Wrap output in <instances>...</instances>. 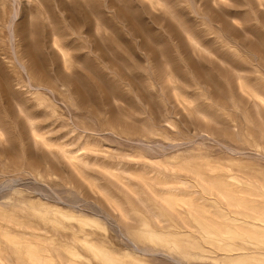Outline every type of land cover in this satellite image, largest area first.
<instances>
[{"label":"rangeland","instance_id":"obj_1","mask_svg":"<svg viewBox=\"0 0 264 264\" xmlns=\"http://www.w3.org/2000/svg\"><path fill=\"white\" fill-rule=\"evenodd\" d=\"M263 232L264 0H0V264H263Z\"/></svg>","mask_w":264,"mask_h":264},{"label":"bare ground","instance_id":"obj_2","mask_svg":"<svg viewBox=\"0 0 264 264\" xmlns=\"http://www.w3.org/2000/svg\"><path fill=\"white\" fill-rule=\"evenodd\" d=\"M32 178H33V177H32ZM169 199H170V198H169ZM169 201H170V200H169ZM173 202H174V201H173ZM252 226H253V225H252ZM246 227H247V226H246ZM249 230H250V229H249ZM263 233H264V232H263ZM249 235H250V234H249ZM262 235H263V234H262ZM247 236H248V235H247ZM253 236H254V235H253ZM258 236H260V235H258ZM241 237H242V236H241ZM243 237H245V236H243ZM251 237H252V236H251ZM260 237H261V236H260ZM263 237H264V236H262V238H263ZM239 238H240V237H239ZM258 239H259V238H258ZM243 240H246V239L244 238ZM239 241L241 242L242 240H239ZM242 242H243V241H242ZM244 242H246V241H244ZM235 243H238V241L235 242ZM235 243H233V244H235ZM251 243H253V242H251ZM260 243H261V242H260ZM239 244H241V243H239ZM245 244H247V243H245ZM247 245H248V244H247ZM263 245H264V243H263ZM235 246H236V244H235ZM237 246L240 247V245H237ZM245 246H246V245H245ZM257 246H259V245H257ZM257 246H256V247H257ZM231 248H232V247H231ZM231 248H230V249H231ZM237 248H238V247H236V249H237ZM241 248H242V245H241ZM243 248H244V247H243ZM247 248H248V246H247ZM250 248L252 249V247H250ZM254 248H255V247H253V249H254ZM149 249H150V248H149ZM226 249H227V248H226ZM244 249H245V248H244ZM251 249H249V250H251ZM239 250H240V249H239ZM254 250H255V249H254ZM256 250H257V249H256ZM256 250H255V251H256ZM224 251H225V249H224ZM229 251L233 252V250H229ZM236 251L238 252V250H236ZM245 251H246V250H245ZM255 251H253V253H254ZM257 251H258V250H257ZM262 251H263V250H262ZM167 252H168V251H167ZM222 252H223V251H222ZM222 252H220V253H222ZM226 252L228 253V250H227ZM237 252H236V253H237ZM239 252H240V251H239ZM243 252H244V251H243ZM250 252L252 253V251H250ZM168 253H169V252H168ZM220 253H219V255H220ZM234 253H235V250H234L233 253H231V255H232V256H235ZM248 253H249V251H248ZM156 254H158V253L156 252ZM159 254L162 255V252L159 253ZM166 254H167V253H166ZM169 254H170V253H169ZM224 254H225V253H224ZM238 254H239V253H238ZM238 254H237V257L239 256V258H241V257L243 258V256L240 255L241 253H240L239 255H238ZM242 254H245V253H242ZM255 254H256V253H255ZM164 255H165V252H164ZM171 255H174V254H171ZM175 255H176V254H175ZM199 255H200V254H199ZM221 255H222V254H221ZM227 255H228V254H227ZM227 255H226V259H227ZM231 255H230V256H231ZM246 255H247V254H246ZM246 255H245V257H247V258L249 259L250 257H248V255L250 256V254H248L247 256H246ZM251 255H252V254H251ZM258 255H259V254H257V256H258ZM260 255H261V254H260ZM167 256H168V255H167ZM193 256H194V255H193ZM217 256H218V255H217ZM222 256H223V255H222ZM240 256H241V257H240ZM252 256H253V255H252ZM255 256H256V255H255ZM255 256H254V259H255ZM257 256H256V257H257ZM262 256H264V253H263ZM262 256H258V257H261V258H262ZM171 257H172V256H171ZM194 257H195V256H194ZM198 257H199V256H198ZM214 257H216V256H214ZM258 257H257V258H258ZM172 258H173V257H172ZM172 258H170V259H172ZM201 258H202V257H201ZM218 258L221 259V256H218ZM224 258H225V257H224ZM230 258H232V257H229V259H230ZM251 258H252V257H251ZM261 258H260V260H263V259H261ZM174 259H175V258H174ZM213 259H214V258H213ZM258 259H259V258H258ZM221 260H222V259H221ZM221 260H220V263H221ZM231 260H234V259L232 258ZM250 260H251V259H250ZM250 260H249V261H250ZM260 260H259V261H260ZM184 261H185V259H184ZM252 261H253V260H252ZM259 261H258V262H259ZM263 261H264V260H263ZM175 262H176V260H175ZM180 262L182 263V261H180ZM253 262H254V261H253ZM253 262H252V263H253ZM238 263H240V262H238ZM238 263H236V264H238ZM227 264H228V263H227ZM240 264H242V263H240ZM243 264H244V263H243ZM250 264H251V263H250ZM259 264H260V263H259ZM263 264H264V263H263Z\"/></svg>","mask_w":264,"mask_h":264}]
</instances>
